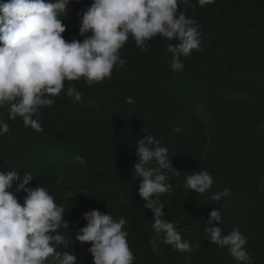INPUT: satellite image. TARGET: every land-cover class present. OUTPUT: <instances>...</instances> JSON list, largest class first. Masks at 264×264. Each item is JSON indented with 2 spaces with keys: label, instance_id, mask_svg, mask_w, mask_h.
Wrapping results in <instances>:
<instances>
[{
  "label": "trees",
  "instance_id": "trees-1",
  "mask_svg": "<svg viewBox=\"0 0 264 264\" xmlns=\"http://www.w3.org/2000/svg\"><path fill=\"white\" fill-rule=\"evenodd\" d=\"M92 2L70 0L63 21L66 41L83 40L79 26ZM190 3L194 6L180 4L178 12L199 24L202 50L181 57L182 72L170 67L169 41L158 35L141 49L129 36L120 50L125 64L114 68L110 79L91 86L84 78L66 80L62 92L50 97L54 103L38 110L33 118L42 132L25 127L22 117L9 120L7 106L0 108V120L9 126L0 135V171H15L19 181L31 174L29 187H44L64 208L69 229L58 231L68 245L57 251H73L77 264L93 261L91 243L74 237L92 210L126 220L122 230L128 232L133 264H237L204 230L217 207L223 223L215 226L225 234L238 228L252 264H264V0ZM70 86L82 94L80 101L67 95ZM176 127L182 131L176 133ZM146 134L169 149L178 172L168 173L171 190L160 200L167 219L191 242L189 253L163 243L164 234L157 236L153 214L137 194L135 147ZM201 170L214 183L199 195L184 182L187 174ZM225 188L227 197L211 200ZM25 195L17 193L21 205Z\"/></svg>",
  "mask_w": 264,
  "mask_h": 264
},
{
  "label": "clouds",
  "instance_id": "clouds-1",
  "mask_svg": "<svg viewBox=\"0 0 264 264\" xmlns=\"http://www.w3.org/2000/svg\"><path fill=\"white\" fill-rule=\"evenodd\" d=\"M197 3L204 6L215 0ZM180 4L194 6L190 0H93L81 18L79 34L83 40L66 41L62 36L66 31L63 21L71 11L70 0L0 3V108L7 106L9 120L22 117L25 127L42 132L41 123L33 118L38 110L54 103L50 97L62 92L66 80L84 78L91 86L110 79L113 69L125 64L120 50L129 36L141 49L146 43L151 46L150 41L158 35L169 41L170 67L182 72L185 65L181 57H188L193 50L201 51L202 41L199 24L184 10L178 12ZM67 95L76 101L82 99L74 86L68 88ZM126 103L131 105L133 99L129 97ZM8 131V124L0 120V135ZM142 131L147 133L148 129ZM181 131L175 128L176 133ZM135 148L137 162L133 169L140 181L137 194L144 201V209L153 214L154 231L158 237L163 233V243L174 250L193 251L191 242L182 239L177 224L167 219L160 200L161 194L171 190L168 173H178L169 158V149L152 134L136 141ZM32 180L29 173L19 181L15 171H0V264H77L79 259L73 251H57L68 245L65 235L58 231L69 229L64 208L57 206L44 187H29ZM213 183L210 173L201 170L187 174L184 187L200 195ZM20 191L26 193L23 205L17 199ZM229 193L230 189L225 188L212 194L211 200L218 202ZM83 219L86 226L74 237L81 244L91 243L88 252L92 264H133L128 232L122 230L124 218L117 220L109 213L92 210ZM216 223H223L218 207L211 211L204 229L210 243L227 248L237 264H252L245 249L247 240L240 230L234 228L225 234ZM151 243L154 249L158 246L155 240Z\"/></svg>",
  "mask_w": 264,
  "mask_h": 264
}]
</instances>
